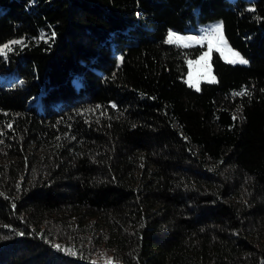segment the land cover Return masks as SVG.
<instances>
[{"label":"trees","instance_id":"obj_1","mask_svg":"<svg viewBox=\"0 0 264 264\" xmlns=\"http://www.w3.org/2000/svg\"><path fill=\"white\" fill-rule=\"evenodd\" d=\"M214 19L249 63L195 88L167 33ZM11 39L0 264H264V0H0Z\"/></svg>","mask_w":264,"mask_h":264},{"label":"rangeland","instance_id":"obj_2","mask_svg":"<svg viewBox=\"0 0 264 264\" xmlns=\"http://www.w3.org/2000/svg\"><path fill=\"white\" fill-rule=\"evenodd\" d=\"M220 22H222L223 24V21L221 19H214L205 23H200L198 26H196V28H194L195 29L194 31L182 32V31L170 29L171 31L176 32L181 36L195 38L191 41H184L183 43H176V44L185 47L195 46V45H200L204 47L202 53H200L195 58L188 59L187 62L188 71L186 75V81L189 84L193 85L195 88H199L201 82L203 81H208V82L216 81V75L213 71L212 56H213V51L217 50V48L220 49L219 51L217 50L220 54L221 52L223 53V55L221 56L225 61L235 59V57H233L232 55L233 52H238L240 56L248 60L247 57H245L238 49L234 48L229 43L224 33V27H222V34L224 40L226 41V44H218L217 41L214 40L210 34L207 36L206 39H201V37L204 36L205 29ZM168 33L166 39L168 38ZM12 40L15 39L8 40L4 44H8ZM209 42H211L212 51H209ZM86 223H88V225L92 228L91 230L85 229V235H87L88 239L91 241L90 247L93 249V260L102 261V262H111L112 255L110 254V250H108V248H106L104 244L98 242V240L93 239V233L99 235L100 230L102 228L100 218L89 219Z\"/></svg>","mask_w":264,"mask_h":264},{"label":"snow or ice","instance_id":"obj_3","mask_svg":"<svg viewBox=\"0 0 264 264\" xmlns=\"http://www.w3.org/2000/svg\"><path fill=\"white\" fill-rule=\"evenodd\" d=\"M222 27L223 24L222 22L217 23L213 26H210L209 28L204 30V36L201 37V39H206L207 36L210 34L214 40L217 41L218 44H226V41L223 38V34H222ZM55 35V33H53V36ZM195 38L193 37H185V36H181L176 32L173 31H169L168 33V38L166 40L167 43H183L184 41H191ZM199 42V41H197ZM18 43H22V41H18V40H12L10 41L8 44H4L2 46H0V55H7V51L11 50L10 45H14V44H18ZM217 50L219 51L220 49L217 48ZM209 51H212V46H211V42H209ZM221 55H223V53L221 52ZM233 57H235V59L233 60H229V63H241V64H247L248 60L244 59L242 56H240V54L238 52H233L232 53ZM121 60H123V57H120ZM246 94V92H241V93H237V95H244ZM11 125H9L10 127ZM22 235V233H21ZM54 247H56L58 250L60 249V245H54ZM71 251V250H68ZM93 264H95V262H93Z\"/></svg>","mask_w":264,"mask_h":264}]
</instances>
